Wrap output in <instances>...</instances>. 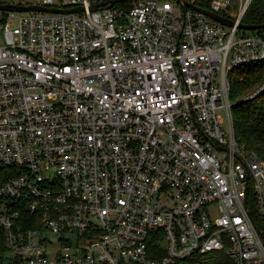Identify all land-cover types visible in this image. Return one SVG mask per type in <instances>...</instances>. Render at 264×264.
<instances>
[{"label": "built area", "instance_id": "built-area-1", "mask_svg": "<svg viewBox=\"0 0 264 264\" xmlns=\"http://www.w3.org/2000/svg\"><path fill=\"white\" fill-rule=\"evenodd\" d=\"M106 1L0 0L84 8L0 9V264H264V158L230 98L264 61L252 0Z\"/></svg>", "mask_w": 264, "mask_h": 264}, {"label": "trees", "instance_id": "trees-1", "mask_svg": "<svg viewBox=\"0 0 264 264\" xmlns=\"http://www.w3.org/2000/svg\"><path fill=\"white\" fill-rule=\"evenodd\" d=\"M131 1L119 2L115 6L123 7ZM200 5L210 7L206 2H200ZM243 22L264 24V0H252ZM230 75L232 79L230 98L234 102L232 112L236 137L264 158V93L253 100L241 101V97L248 90L264 82V61L235 67ZM176 264H234V262L225 250H219L181 260Z\"/></svg>", "mask_w": 264, "mask_h": 264}, {"label": "water", "instance_id": "water-1", "mask_svg": "<svg viewBox=\"0 0 264 264\" xmlns=\"http://www.w3.org/2000/svg\"><path fill=\"white\" fill-rule=\"evenodd\" d=\"M124 0H110L103 2L99 5H94L92 9H97L99 6L103 5H109L113 6L116 3L122 2ZM190 7L203 12L204 14L212 17L213 19L220 21L221 23L225 25H233L234 21L231 19H228L222 15H219L217 13H214L206 8L200 7L195 4H189ZM0 9H5V10H12V11H41V12H49V13H73V12H79L83 11V7H74V8H56V7H47L39 4H2L0 5ZM241 28L244 29H258V28H263L264 24H247V23H241L240 24Z\"/></svg>", "mask_w": 264, "mask_h": 264}, {"label": "rangeland", "instance_id": "rangeland-1", "mask_svg": "<svg viewBox=\"0 0 264 264\" xmlns=\"http://www.w3.org/2000/svg\"><path fill=\"white\" fill-rule=\"evenodd\" d=\"M21 2H37L38 0H19ZM170 2H172L174 5H176V0H168ZM236 73V72H233V74ZM219 113L222 114L223 116H226V109L225 108H220L219 110Z\"/></svg>", "mask_w": 264, "mask_h": 264}]
</instances>
